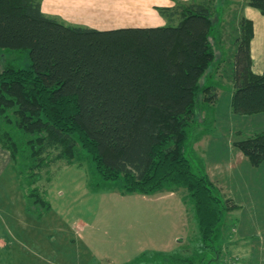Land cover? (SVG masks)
I'll return each mask as SVG.
<instances>
[{
  "label": "trees",
  "instance_id": "1",
  "mask_svg": "<svg viewBox=\"0 0 264 264\" xmlns=\"http://www.w3.org/2000/svg\"><path fill=\"white\" fill-rule=\"evenodd\" d=\"M41 3L0 0V50L28 51L31 61L27 69L6 65L0 71V146L14 169L21 160L15 172L25 211L37 219L49 211L47 185H37L41 173L49 184L50 167L72 166L79 146L93 165L96 187L116 182L123 194L146 196L186 190L198 250L190 257L173 252L153 258L198 264L208 252L217 255L213 238L237 207L221 199L206 174L194 173L185 155L189 127L218 100L217 89L201 82L216 60L211 3L175 1L158 9L164 26L105 31L46 16ZM243 5L264 15V0ZM252 28L240 17L234 51L220 61L229 63L230 106L240 116L264 112V72L251 70ZM234 146L251 165L264 162V132ZM144 256L128 264H142Z\"/></svg>",
  "mask_w": 264,
  "mask_h": 264
},
{
  "label": "rangeland",
  "instance_id": "2",
  "mask_svg": "<svg viewBox=\"0 0 264 264\" xmlns=\"http://www.w3.org/2000/svg\"><path fill=\"white\" fill-rule=\"evenodd\" d=\"M201 1L211 3L214 22L211 40L216 56L218 59H228L234 51L233 42L238 35L243 0L182 2ZM218 62L215 60L210 66L206 73L210 75L204 79L203 84L214 86L218 91V99L222 94L219 112L216 113L217 103L209 108L208 115L206 110L200 111L192 127H189L185 144V155L196 174L203 172V165L211 167L221 151L220 145L215 146V152L211 146L203 155L202 150L196 148V141L203 136L202 130L205 133L203 139L214 142L213 137L218 135L220 126H225L228 131L232 125L235 133L248 126V122L241 119L230 121L225 118L226 113L222 112L227 96L225 93L228 91V86L222 81L230 82L229 63ZM217 63L219 66L214 77L213 71ZM30 64L28 51L0 50V71L6 65L27 69ZM204 117L208 121L205 126L202 125ZM73 163L72 166H66L64 162L53 164L50 167L53 176L49 184L45 180L46 172L41 173L37 185H47L50 209L40 219L20 212L23 200L19 196L21 189L15 172V169L22 167L20 158L15 169L13 165L8 168L12 172L7 171L0 176V192L3 195L0 199V241L3 243L0 244V250L21 253V259L27 264H57L63 258L70 264L77 261L85 264H128L143 253H147V256H144L145 262L142 264H163L153 258V252L167 254L172 248V240L177 238L182 240L179 245L174 246L172 252H178L185 257L197 252L198 228L186 190L170 189L181 198L184 209L177 197L155 198L138 193L123 194L116 182H102L96 187L93 165L79 146ZM241 170L245 175L246 185H249L252 178L255 183H250V187H256V182L258 186L264 187V166L251 173L244 171L243 167ZM238 171L239 168L237 174ZM11 174L16 179L9 181ZM235 184L234 187L237 188V182ZM219 195L230 204L220 190ZM262 197L264 198V192ZM227 215L228 213L213 238L217 255L213 251L208 252L204 262L198 264H239L244 260L243 253L234 249L236 245L231 236L234 226L232 217ZM81 227L84 228L80 230ZM79 236H85L90 241L92 252L79 247ZM257 238L260 239V246L264 245V235ZM69 239L73 245H67ZM4 245L7 246L2 249Z\"/></svg>",
  "mask_w": 264,
  "mask_h": 264
},
{
  "label": "crops",
  "instance_id": "3",
  "mask_svg": "<svg viewBox=\"0 0 264 264\" xmlns=\"http://www.w3.org/2000/svg\"><path fill=\"white\" fill-rule=\"evenodd\" d=\"M175 1L190 0H42L41 11L46 16L56 18L67 25L85 27L98 31L125 27H159L164 26L167 22L165 18L158 14L157 9L171 7ZM240 17L252 22L253 33L250 41L251 70L254 74L260 75L264 72V15L253 7L243 5L240 10ZM220 60L222 58L218 59L216 56V61L220 62ZM213 76L215 77L216 74ZM204 79L205 77L202 78V83ZM218 79L222 81L220 78ZM222 82L228 86V91L225 93L227 95L225 105L222 109V112L224 114L226 113L225 118H228L232 122L233 120L238 121L240 119L247 121L248 126H245L243 130H238L236 133L233 131L232 125L228 131L225 126H220V129L217 126L219 130L218 135L213 137L214 142L212 140L207 141L205 140L206 138L203 139L205 133L202 130L203 136L198 139L199 141H196L195 145L197 149L202 150V154L206 153L205 151H208L211 146L214 152L215 146H221V151L216 155V160L212 166L203 165L202 173L206 174L214 182L218 190L226 195L237 207L234 211L228 213L227 216L232 217L234 226L231 235L236 245L234 249L235 251L238 249L240 253H243L244 260H241L239 264H264V245L260 246V239L257 238H261L264 235V198L262 197L264 187L261 185L258 186V182H256V187H250V183H255L252 178H250L249 185H246L245 175L241 170L243 167L244 171L246 170L248 173H251L261 166H264V163L258 167L251 165L242 152L234 146L238 141L264 132V112L250 116L233 114L230 106L232 84L230 82ZM221 97L222 94H220L216 105V113L219 112ZM225 135L228 137H225ZM11 165L12 160L9 153L0 146V176L7 171L12 172L13 170H8ZM238 168L239 171L237 174ZM13 179H16V177H13V174H11L8 180L11 181ZM236 182L237 188L234 187L236 186ZM20 195L22 196V193ZM151 196L155 198L167 196L177 197L185 209L181 198L171 190H165L147 197ZM2 197L3 195L0 192V199ZM20 209V212L23 214L31 216L25 211L24 200L23 202L21 201ZM3 210L5 212L6 206ZM10 222L12 223L11 220ZM83 228L81 227L80 230ZM83 231L87 232V230ZM77 238L79 239L80 248L88 249V252H92V244L85 236H79ZM180 240L182 239L175 238L172 240V248H170L171 250L167 254L173 253L174 246L179 245ZM262 241L264 242V239ZM71 242L72 240L69 239L67 245H73ZM0 244L3 245L2 241H0ZM6 246H2V249ZM16 253L0 250V264H27V262L21 259V253ZM65 263L70 264L64 258L57 262V264ZM73 263L85 264L80 261Z\"/></svg>",
  "mask_w": 264,
  "mask_h": 264
}]
</instances>
